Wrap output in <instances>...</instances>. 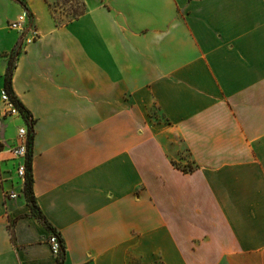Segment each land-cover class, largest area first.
Returning <instances> with one entry per match:
<instances>
[{
    "label": "crops",
    "instance_id": "crops-1",
    "mask_svg": "<svg viewBox=\"0 0 264 264\" xmlns=\"http://www.w3.org/2000/svg\"><path fill=\"white\" fill-rule=\"evenodd\" d=\"M22 2L0 0V53H19L33 190L64 264H264V0ZM24 11L39 36L19 49ZM10 159L0 264H56Z\"/></svg>",
    "mask_w": 264,
    "mask_h": 264
},
{
    "label": "built area",
    "instance_id": "built-area-1",
    "mask_svg": "<svg viewBox=\"0 0 264 264\" xmlns=\"http://www.w3.org/2000/svg\"><path fill=\"white\" fill-rule=\"evenodd\" d=\"M9 27L17 30L20 33V46L23 49L27 44L34 42L39 34L31 21L30 15L24 11L18 18L10 22ZM19 51V50H18ZM16 52V51H15ZM11 53H0V62L3 58L9 57ZM0 101L3 105L2 114L0 116V131L4 128V120L7 118H15L20 121L17 127L16 143L8 150L11 157L18 160L15 171L19 179L25 182L27 173V161L30 152V136L35 135V123L32 117L25 116L19 107L16 105L11 94L4 86L0 89ZM18 193L14 191H5L6 198H15ZM52 251L55 257L59 256L63 250V243L57 233H52L49 237Z\"/></svg>",
    "mask_w": 264,
    "mask_h": 264
},
{
    "label": "trees",
    "instance_id": "trees-1",
    "mask_svg": "<svg viewBox=\"0 0 264 264\" xmlns=\"http://www.w3.org/2000/svg\"><path fill=\"white\" fill-rule=\"evenodd\" d=\"M21 3L22 0H17ZM18 52H12L9 56V68L6 71V76H5V87L11 94L13 100L15 101L16 105L19 107L21 112L27 116V117H32V114L30 111L25 107V105L22 103V101L16 96L14 90H13V85H12V74H13V69L16 64V59L18 56ZM33 118V117H32ZM33 123H35V120L33 119ZM34 134L30 136V152L28 155V161H27V173H26V178L23 186V192L26 197L27 202L29 203L32 212L35 216H37L53 233H57L61 239V242L63 243V250L59 256H57V263L56 264H64V256H65V241L62 237V235L57 231V229L49 222V220L46 218L44 213L42 212L41 208L39 207L34 190H33V174H32V145L34 141ZM196 167H190V168H182L184 172H192L195 170Z\"/></svg>",
    "mask_w": 264,
    "mask_h": 264
},
{
    "label": "rangeland",
    "instance_id": "rangeland-1",
    "mask_svg": "<svg viewBox=\"0 0 264 264\" xmlns=\"http://www.w3.org/2000/svg\"><path fill=\"white\" fill-rule=\"evenodd\" d=\"M52 3L54 4L55 7L59 8H63L65 10H68L70 12V14L74 15V14H79L81 13L82 9H83V4L81 2V0H51ZM8 68H9V63H8ZM150 114L153 117L158 118L159 117V112L157 110L156 107H154ZM12 121L9 120L7 123L10 124ZM17 122L13 121L10 125V127L8 128L9 133L7 135L8 139L5 141V143L0 144V151H1V155H3L4 160H6L8 163L11 164V159H10V153H9V149L13 146V136L15 135V124ZM184 152L186 153V151L184 150ZM185 157H187V154L184 155ZM177 166H182L180 165V162L176 161ZM191 167H193L192 164H190Z\"/></svg>",
    "mask_w": 264,
    "mask_h": 264
}]
</instances>
